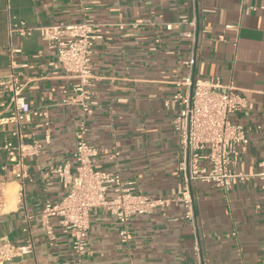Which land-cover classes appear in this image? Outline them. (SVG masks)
Instances as JSON below:
<instances>
[{
	"label": "crops",
	"instance_id": "1",
	"mask_svg": "<svg viewBox=\"0 0 264 264\" xmlns=\"http://www.w3.org/2000/svg\"><path fill=\"white\" fill-rule=\"evenodd\" d=\"M98 25L89 90L95 105L84 112L73 101L77 80L64 72L56 54L25 28ZM194 22V27L191 22ZM123 24L120 29L117 25ZM185 34H192L193 40ZM195 53V78H215L221 91L233 90L245 108L231 115L246 131L248 144L236 149L234 171L248 175L228 192L197 184L193 188L195 226L180 205L164 213L132 217L130 240L103 209H93L82 255L72 251L70 232L56 219L50 243L42 227L45 200L57 202L68 186L44 177L50 166L66 162L73 173L79 141L95 150L93 168L116 172L133 192L151 198H175L182 180L176 168L180 149L173 120L181 106ZM33 111L27 123L0 124V145L28 147L22 158L24 204L19 202L18 170L0 150V243L22 238V221L31 217L34 252L6 264H264V189L256 176L264 171V0H0V83L10 82ZM11 87L0 86V118L11 111ZM16 133V135H14ZM38 143L39 147L30 146Z\"/></svg>",
	"mask_w": 264,
	"mask_h": 264
},
{
	"label": "built area",
	"instance_id": "2",
	"mask_svg": "<svg viewBox=\"0 0 264 264\" xmlns=\"http://www.w3.org/2000/svg\"><path fill=\"white\" fill-rule=\"evenodd\" d=\"M190 24L194 27L193 21ZM117 26L121 29L123 24ZM98 27L90 20L65 26L25 28L23 24H18L12 27V31L21 36L36 33L45 41L47 48L56 54L64 72L77 80L78 84L73 88V101L84 112L95 105L94 94L89 86L93 78V48L100 39ZM185 37L193 40L192 34H185ZM195 63L193 52L184 62L190 69L184 84L187 92L184 96L175 94L171 98L181 106L172 122L180 149V160L175 173L182 180L179 196L163 199L134 193L132 184L123 183L118 173L94 169L91 158L94 157L95 150L85 141H79L73 154V159L77 162L73 173L66 162L48 167L44 175L47 186L51 185L52 178H57L68 186V192L61 200H45L43 203L42 227L50 243L55 240V234L49 220L56 219L63 232H70L72 251L82 255L87 247L86 233L89 229L90 211L98 208L114 216L121 225L119 236L122 242L131 238L127 224L132 217L151 215L155 211L164 213L171 206L180 205L184 218L195 226V185L201 183L228 192L237 181L247 180L248 175L233 169V157L236 156L237 147L248 144L246 131L230 118L245 108V99L233 90L221 91V85L215 78H195L192 74ZM0 86H9L12 89L9 98L11 111L8 116L0 118V124L20 126L29 122L32 116H46L45 112L30 108L21 96L20 89L14 85L13 78L10 82H1ZM30 147L36 149L39 144L34 142ZM0 150L5 151L7 160L18 167L14 177L20 184L19 202L24 204L25 169L22 158L28 155V147L21 143L15 147L11 142L5 141L0 145ZM256 176L263 180L264 189V171ZM2 187L3 182L0 181V192ZM24 213L21 240L0 243V264L34 252L31 217L25 206ZM196 259L198 264H204L199 248H196Z\"/></svg>",
	"mask_w": 264,
	"mask_h": 264
}]
</instances>
